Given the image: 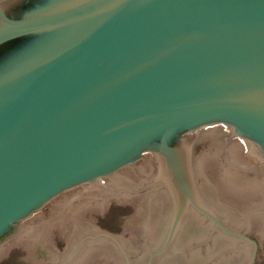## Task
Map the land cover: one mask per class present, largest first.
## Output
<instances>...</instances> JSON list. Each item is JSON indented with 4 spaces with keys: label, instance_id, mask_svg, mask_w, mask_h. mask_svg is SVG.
Returning a JSON list of instances; mask_svg holds the SVG:
<instances>
[{
    "label": "water",
    "instance_id": "1",
    "mask_svg": "<svg viewBox=\"0 0 264 264\" xmlns=\"http://www.w3.org/2000/svg\"><path fill=\"white\" fill-rule=\"evenodd\" d=\"M2 1L0 264H264V0Z\"/></svg>",
    "mask_w": 264,
    "mask_h": 264
},
{
    "label": "flooded vegetation",
    "instance_id": "2",
    "mask_svg": "<svg viewBox=\"0 0 264 264\" xmlns=\"http://www.w3.org/2000/svg\"><path fill=\"white\" fill-rule=\"evenodd\" d=\"M9 1V7L13 9L19 10L22 8V6L27 2L26 0H8ZM2 5L5 7L6 3H4L2 0H0ZM7 10V9H6ZM22 38L14 39L9 42H6L2 45H0V60H2L6 55H9L12 53V50L17 46L18 43H20V40ZM100 228V227H99Z\"/></svg>",
    "mask_w": 264,
    "mask_h": 264
}]
</instances>
